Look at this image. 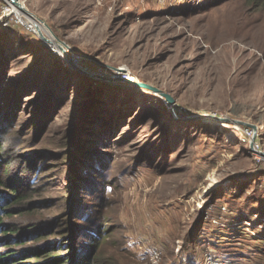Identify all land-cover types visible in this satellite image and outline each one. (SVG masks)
I'll use <instances>...</instances> for the list:
<instances>
[{
	"label": "rangeland",
	"instance_id": "obj_1",
	"mask_svg": "<svg viewBox=\"0 0 264 264\" xmlns=\"http://www.w3.org/2000/svg\"><path fill=\"white\" fill-rule=\"evenodd\" d=\"M19 1L45 29L0 21V153L33 178L13 219L61 233L75 202L106 230L96 264H264V161L243 125L193 118L251 123L264 143V5Z\"/></svg>",
	"mask_w": 264,
	"mask_h": 264
},
{
	"label": "trees",
	"instance_id": "obj_2",
	"mask_svg": "<svg viewBox=\"0 0 264 264\" xmlns=\"http://www.w3.org/2000/svg\"><path fill=\"white\" fill-rule=\"evenodd\" d=\"M256 2L264 5V0H256ZM3 29L8 28L0 26V32ZM17 31L24 34L27 32L20 28ZM37 38L36 42L43 44V41ZM2 91L4 92V89ZM1 132L3 130L0 129ZM0 152L3 153L1 144ZM37 163V159L26 160L23 165L21 164L20 172H28V166L37 168ZM12 164V161H7L6 156L0 153V185L6 188L0 190V264H96V260L100 258L99 249L105 242L103 234L106 230L96 232L98 226H93L87 215L76 211L75 202L72 210L68 208L60 214V217L57 216V219L53 220L61 226L63 230L61 233H52L49 236L48 232L55 229L44 227L45 224L42 222L36 225L29 221L21 227L22 224L13 219L16 215L24 214L30 206L25 203L26 189L22 186L29 176L6 172ZM29 179L33 178L29 177ZM229 215L235 217L234 213ZM258 230L260 234L261 229ZM56 234L60 235L52 238L57 239L48 242L49 237ZM224 234H229V231H225Z\"/></svg>",
	"mask_w": 264,
	"mask_h": 264
},
{
	"label": "built area",
	"instance_id": "obj_3",
	"mask_svg": "<svg viewBox=\"0 0 264 264\" xmlns=\"http://www.w3.org/2000/svg\"><path fill=\"white\" fill-rule=\"evenodd\" d=\"M12 20L22 23L29 30H35V26L30 22L26 21L21 17L17 12H15L14 6L6 2L1 6V18L0 21L3 22L4 26H8ZM79 64V63H77ZM258 135V127L252 125H243L242 129V142L248 144L247 153L251 154L256 160L261 158L264 161V157L261 155L264 154V143ZM212 261V258L210 257Z\"/></svg>",
	"mask_w": 264,
	"mask_h": 264
},
{
	"label": "water",
	"instance_id": "obj_4",
	"mask_svg": "<svg viewBox=\"0 0 264 264\" xmlns=\"http://www.w3.org/2000/svg\"><path fill=\"white\" fill-rule=\"evenodd\" d=\"M8 2L11 3L12 5L16 6V7H19V8L21 7V9H22V6H21L22 4L20 3L19 0H8ZM39 36L43 39V41L47 42L48 44H51V45L53 44V43H51V39L47 38L41 32H40ZM58 46L60 49H62L64 51L65 60L67 61V63L71 64L76 70L80 71L83 74L89 75L90 77H98V75H96L94 72L86 71L84 68L81 67L80 64L74 63V61H72V59L70 58V55L67 53V51L65 50L63 45L59 44ZM100 79H103V78H100ZM103 80H105V79H103ZM134 84L137 86L146 88V89H150L154 92L160 93L161 95L166 97L168 103H170V104H172L178 108V104L176 103L175 99L171 95L159 90L156 87L148 85L146 83L136 82ZM193 118H195V119H213V120H216V121L222 122V123L223 122H230L232 124H238V125H252L251 123H247V122H244L241 120L232 119L230 117H221V116H216V115H193ZM253 126H255V125H253Z\"/></svg>",
	"mask_w": 264,
	"mask_h": 264
},
{
	"label": "bare ground",
	"instance_id": "obj_5",
	"mask_svg": "<svg viewBox=\"0 0 264 264\" xmlns=\"http://www.w3.org/2000/svg\"><path fill=\"white\" fill-rule=\"evenodd\" d=\"M22 6V9H21V7L19 8V7H16V6H14L16 9V11L18 12V13H21V12H23L24 14H26L28 11H27V9H24V6L23 5H21ZM28 14V16L29 17H31L32 19H36V18H34V16L33 15H31L30 13H27ZM32 23L34 26H36V27H40L41 29H45L44 27H43V25L41 24V23H39L38 21H33V20H30L29 21V23ZM51 43H53V46H55V47H59L58 46V44L56 43V40L53 38H51ZM70 69V68H69ZM210 122H211V124L214 126L215 125V120H212V119H210L209 120Z\"/></svg>",
	"mask_w": 264,
	"mask_h": 264
}]
</instances>
